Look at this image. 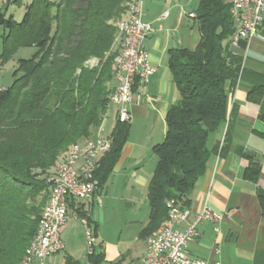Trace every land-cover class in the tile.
I'll return each mask as SVG.
<instances>
[{
  "label": "trees",
  "instance_id": "16d2710c",
  "mask_svg": "<svg viewBox=\"0 0 264 264\" xmlns=\"http://www.w3.org/2000/svg\"><path fill=\"white\" fill-rule=\"evenodd\" d=\"M130 1L30 0L21 22L0 10L6 32L3 65L22 48L37 49L32 58L18 61L12 86L0 90V264L21 263L49 202V177L71 147L104 122L116 87L112 62L119 49L115 53L118 32L111 21L126 16ZM233 2L201 0L198 47L170 51L179 99L167 113L165 139L154 147L158 164L149 184L145 236L164 228L171 201L190 207L211 157L209 137L228 117V86L244 72L242 59L227 49L236 29ZM10 3L21 6L22 0ZM94 57L101 60L99 67L84 66ZM129 133L130 124L117 120L109 136L111 151L97 173L101 189ZM88 262L103 264V254L96 250Z\"/></svg>",
  "mask_w": 264,
  "mask_h": 264
},
{
  "label": "crops",
  "instance_id": "0c3cea01",
  "mask_svg": "<svg viewBox=\"0 0 264 264\" xmlns=\"http://www.w3.org/2000/svg\"><path fill=\"white\" fill-rule=\"evenodd\" d=\"M200 1L145 2L144 21L155 27L145 46L156 72L148 84L138 81L135 85L129 137L112 173L132 185L129 194L133 199L139 193L138 187L143 188L138 200L141 208L133 210L135 205L129 202L130 219L124 226L116 222L110 230L105 226L108 220L113 223V216L102 199L107 184L101 189L102 205L93 207L91 219L103 264L139 262L146 255L148 239L162 230L143 234L150 222L148 193L156 167L147 173L142 166L147 163L148 153L165 139L167 113L179 99L169 68L170 51H195L201 40L196 19ZM257 32L264 36V21ZM229 44H233L228 43L230 52ZM237 53L244 72L236 84L228 86L229 122L210 135L207 169L197 183L190 207L185 209L191 213L190 220L205 208L224 217L221 223H200L197 237L187 248L192 259L209 264H264V40L256 37L249 43L242 41ZM108 197L107 192L106 200ZM186 228V222L178 226L180 231ZM61 238L64 250L48 258L46 264H66L69 260L89 264L82 222L70 220Z\"/></svg>",
  "mask_w": 264,
  "mask_h": 264
},
{
  "label": "built area",
  "instance_id": "2783aa9c",
  "mask_svg": "<svg viewBox=\"0 0 264 264\" xmlns=\"http://www.w3.org/2000/svg\"><path fill=\"white\" fill-rule=\"evenodd\" d=\"M146 0H139L135 5V13L129 27L124 29L125 41L118 53L119 67L117 69V85L110 102L116 107L117 120L130 123L132 115L130 107L135 95V85L138 81L148 84L156 70L151 66L150 54L146 49L145 40L155 31L151 23L144 21L146 15L144 5ZM241 31L237 41L230 46L232 56H237L242 41L250 42L253 38L264 40L257 32L264 21V0H242L238 5ZM242 69L244 68L242 64ZM229 122V115L225 124ZM112 141L109 137H90L82 142L76 152L66 157L64 164L59 165L58 174L49 177L52 191L53 208L44 214L43 226L45 234L38 240L35 250L36 259L30 264H46L48 258L62 252L64 243L61 235L70 220H80L85 227L88 244V258L96 252L97 240L90 237L89 222L95 205H102L100 181L97 177L102 159L111 151ZM173 204L177 225L172 232L163 237V241H153L152 247L139 262L135 264H209L203 260L192 259L187 251L188 245L197 235V227L204 221L221 223L223 216L205 208L190 220L188 210ZM187 223L185 231L178 226ZM219 264V263H215Z\"/></svg>",
  "mask_w": 264,
  "mask_h": 264
},
{
  "label": "rangeland",
  "instance_id": "374dc122",
  "mask_svg": "<svg viewBox=\"0 0 264 264\" xmlns=\"http://www.w3.org/2000/svg\"><path fill=\"white\" fill-rule=\"evenodd\" d=\"M55 1H59V0H55ZM29 3H30V0H22V5L18 6L15 3L9 4V0H0V10L3 12H6L7 17L13 16L17 22H21L23 20L24 15H25L26 7ZM118 21H119V19H115V20L111 21V23L117 28ZM117 32L119 33L118 28H117ZM5 33L6 32L4 31V29L2 27H0V57L3 53V35ZM118 37H119V34H117V38ZM117 49H118V47L115 46V53H116ZM36 51H37V49L33 48V47L32 48H22L5 65H3V59L0 58V90L11 87L12 84L14 83L15 72L18 68V61L21 59L32 58L33 55L36 53ZM109 56H111V54L108 53L106 55L104 61H106V59ZM100 64H101V60L99 58L94 57V58L89 59L85 63L84 66H86L88 68H96V67H99ZM112 64H113V62H112ZM116 85H117V83H116ZM116 121H117L116 107L111 103L109 105L108 112H107V115L104 119L103 124L100 127L92 130V136L91 137H100V136L109 137V136H111V133L114 129ZM146 161H147V163L145 166H142V170H143V172L148 173V172L153 171L154 166L155 167L157 166L158 157L156 156V154L154 152H152V153L149 152ZM125 182H126L125 179L120 178L119 174L115 173V174L111 175L108 182H107V186L105 187L106 192H104L102 195L103 201H105L106 204L108 205L110 215L113 216V218H112L113 223H110L111 221L108 220L107 221L108 224H106V226H105L110 230H112V226L115 227L116 222L122 223L123 226L126 224L127 219L130 217L129 216L130 210L132 209V206L131 207L129 206V202H131L132 204L135 205L133 210H135V209L139 210V208H141L138 200H140L142 197L140 192L143 191V188L140 189L138 187L139 193H138L137 197L135 199H133L131 197V195L129 194L131 191L130 188L132 185L131 184L126 185ZM131 183H133V181ZM107 192L109 193L108 200H106V198H105ZM127 199H128V201H127ZM114 213H115L116 217H114ZM139 213H140V211L138 212V214ZM133 219H135V218H133ZM84 230H85V227H84ZM85 240H86V250H87V256H88V244H87V239H86V231H85ZM98 243H99V241H97L96 250L98 249ZM147 243H148V241H147ZM61 262L62 261H60L59 264H61Z\"/></svg>",
  "mask_w": 264,
  "mask_h": 264
},
{
  "label": "bare ground",
  "instance_id": "6f19581e",
  "mask_svg": "<svg viewBox=\"0 0 264 264\" xmlns=\"http://www.w3.org/2000/svg\"><path fill=\"white\" fill-rule=\"evenodd\" d=\"M137 2H139V0H131L128 3L126 16L124 18L120 19L117 23V28L119 31V33H118L119 34V37H118V48L119 49H118L117 53L114 55L113 64H112V73H113V76L116 80V83H117V69L116 68L119 67L118 53L120 52V49H122V47H123V41H125L124 29H127V27H129L130 20H132L133 14L135 13V5L137 4ZM241 3H242V0H234V2H233L232 15H233V19H234V22H235L237 27H236L235 33L231 39L232 44H234V42L237 41V36L240 35V31H241V22H240L239 10H238V5ZM111 97H113V93H112ZM81 145H82V143H77L74 146H72L67 157H69L70 153L76 152V150H78L79 146H81ZM61 164H64V161H62L60 164L57 165L52 177H54L55 175L58 174V167ZM177 207H179V206L177 205ZM52 208H53V197H52V191H51L49 202H48V205L42 214L37 234H36L35 238L33 239V241L31 242L28 249L26 250L25 256L23 257L20 264H30V261H34L36 259L35 250H37V248H38V240L40 239V236H43V234H45V226H43V223H42L43 217H44V214L49 213L50 210H52ZM175 225H177V218H175V215H174L173 204L170 202L169 203V215H168V220L166 222V225L164 226V228L162 229V231L159 234L152 236L148 240L147 248H146V254H147V251H149L150 247H152L153 241H163V237H165L166 234L171 233L172 229L175 228ZM90 237L92 240H96V236L94 235V231L92 228L90 229ZM131 264H135V262L131 263Z\"/></svg>",
  "mask_w": 264,
  "mask_h": 264
}]
</instances>
